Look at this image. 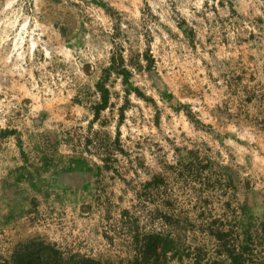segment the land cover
Segmentation results:
<instances>
[{
    "label": "rangeland",
    "instance_id": "1",
    "mask_svg": "<svg viewBox=\"0 0 264 264\" xmlns=\"http://www.w3.org/2000/svg\"><path fill=\"white\" fill-rule=\"evenodd\" d=\"M129 220L166 264H264V0H0V257L117 261Z\"/></svg>",
    "mask_w": 264,
    "mask_h": 264
},
{
    "label": "trees",
    "instance_id": "2",
    "mask_svg": "<svg viewBox=\"0 0 264 264\" xmlns=\"http://www.w3.org/2000/svg\"><path fill=\"white\" fill-rule=\"evenodd\" d=\"M151 64V63H150ZM147 65L146 69L151 70L152 66ZM114 70L116 73L121 74L123 77L122 82H128L130 70L124 67L123 64L119 65L117 62H112L107 67V72ZM96 90L100 97V102L94 107L95 113L105 108L109 101V90L106 87L104 79H100L96 85ZM167 101L171 102L173 96L171 93L161 91ZM175 109L180 106L175 105ZM188 115V110L185 111ZM118 138V137H117ZM92 139L86 140V145L91 144ZM87 147V146H86ZM107 160L111 154H107ZM109 167V166H105ZM155 179L147 181L145 186L152 187L155 185ZM123 217L128 216L131 219L130 211L124 209L122 212ZM130 237L132 238L129 247L132 252H129L126 257L120 258L117 261L102 258L81 255L77 252H72L68 249H63L55 242H46L41 238H32L19 242L11 254L5 257H0V264H166L170 259L181 256L178 247H175V239L168 231H141L137 220H129L126 224ZM215 235V234H214ZM241 252L234 253L233 250H227L234 262L243 264L245 260L243 252L246 250L245 246H240Z\"/></svg>",
    "mask_w": 264,
    "mask_h": 264
}]
</instances>
